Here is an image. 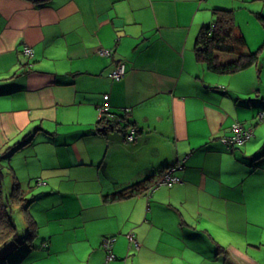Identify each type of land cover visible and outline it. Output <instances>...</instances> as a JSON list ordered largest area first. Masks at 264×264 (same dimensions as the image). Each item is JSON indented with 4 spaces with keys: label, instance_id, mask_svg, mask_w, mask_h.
I'll return each mask as SVG.
<instances>
[{
    "label": "crops",
    "instance_id": "1",
    "mask_svg": "<svg viewBox=\"0 0 264 264\" xmlns=\"http://www.w3.org/2000/svg\"><path fill=\"white\" fill-rule=\"evenodd\" d=\"M249 1L0 0L2 168L15 158L23 169L32 157L39 168L27 177L38 172L37 184L72 189L61 195L77 202L63 204L62 213L99 227L94 235L77 234L90 264H208L199 240L204 236L228 253L225 264H235L231 253L244 256L238 237L249 236L242 227L253 193L244 166L254 167L260 150H249L257 147L262 126L246 113V92L232 86L233 75L208 69L195 42L214 19L212 8L228 7L236 11L246 48L259 47L264 28L256 12L264 13V2L247 10ZM26 45L33 54L25 53ZM102 48L113 53L104 55ZM121 59L127 71L113 80L109 71ZM106 103L112 111L130 109L139 129L135 140L118 129L101 131ZM236 121L254 134L230 147L222 137L233 133ZM17 154H24L22 167ZM179 163L180 182L112 197L132 184L155 183ZM79 184L90 188H71ZM112 235L117 258L109 259L102 241ZM69 239L45 235L41 255L48 258L57 241L72 249L75 240ZM8 251L0 252L7 261Z\"/></svg>",
    "mask_w": 264,
    "mask_h": 264
},
{
    "label": "rangeland",
    "instance_id": "2",
    "mask_svg": "<svg viewBox=\"0 0 264 264\" xmlns=\"http://www.w3.org/2000/svg\"><path fill=\"white\" fill-rule=\"evenodd\" d=\"M258 1H262V3L264 2V0H250L247 2L246 9L248 10L249 7L257 5ZM253 10L254 9H249V12L254 17L252 13ZM251 21L255 22L254 19ZM249 26H251V24ZM263 44L264 38L259 47ZM259 47L257 46L256 48L258 49ZM260 57L261 61L259 66L252 65L236 73L229 74L233 75L231 76L232 86L246 92V95L242 98H246L247 100H243L242 102L245 103L246 101L247 107H245V111L250 115V120L253 121L256 127L262 126L260 132H258L261 139L258 141L257 147L249 150V152L260 150L257 154L258 158L255 159L254 167L244 166V170L248 173L247 178L251 183L250 185L253 189V193L251 197L252 200L248 202L246 209L247 223L245 221L242 229L243 232L246 231V234L249 229L250 233L249 236L245 235L238 237V240H240L238 244L242 248V255L244 256L231 253L230 256L232 259H230V262H234L235 264H256L257 262L259 264H264V119L259 120V114L253 118L251 113L253 109L257 113L264 111V48ZM222 75L230 77L228 74ZM23 156L24 154H17L16 156L17 159L19 158L18 164L21 167ZM29 159L30 160L27 161V164L23 166V169H20L15 158H13L11 167L9 166L8 168L6 162L3 170L4 175L7 174V176L2 178L0 194L4 195L6 211H8L11 221L16 225L18 235L13 239L17 240V245L15 241H13L11 247L2 250V252H7L13 246H17L16 249L14 248L8 251V257L10 258L9 261L2 257L3 259L0 258V264H90V259L89 256L86 255V251H82V244L76 241L77 234L78 236L85 234L94 235L99 227L89 221H84V216L79 215L78 217H70L66 213H62L63 204L77 202L76 199H71V196L61 195L72 189L66 191L63 189L62 191H53L51 188L57 186V184H54V181L48 185L45 183L37 184V178L33 176L39 174L38 172L27 177V174L35 172L39 168L37 167V161H33L32 157ZM255 168H258V170H256L257 174L251 178L252 175H250L249 172L251 169ZM16 182H19V187H21V191H18L17 189L15 190L19 192H17L21 197L19 199L11 196L14 191V183ZM68 183L73 184L74 180L71 179ZM247 186L249 187V184ZM71 188L84 190L90 188V186L87 184H79L77 187L72 186ZM21 192L23 193L21 194ZM254 201L255 205L253 203ZM252 205L254 206L251 207ZM30 216H33L37 221L38 232L34 237L28 233L31 227ZM243 218L244 215L241 220ZM49 234H54L55 239L61 237L63 240H68L69 236H72L73 240H75L73 248L71 249L70 244L67 242L57 241V243L52 244V253L49 257L44 258L45 255H41V252L43 251L41 246L42 239L45 235ZM199 240L208 256L206 263L225 264V257H227L228 253L221 251L220 247H218L219 245L217 246L216 242L211 243L212 240H210V238L208 239L206 236L201 237ZM228 241H230V239H226V242ZM220 244L228 247L227 244ZM30 249L32 250L29 252L28 258L25 259V262L23 261L20 263V260L24 258H22L23 254L27 256ZM253 259L257 262L254 263Z\"/></svg>",
    "mask_w": 264,
    "mask_h": 264
},
{
    "label": "trees",
    "instance_id": "3",
    "mask_svg": "<svg viewBox=\"0 0 264 264\" xmlns=\"http://www.w3.org/2000/svg\"><path fill=\"white\" fill-rule=\"evenodd\" d=\"M30 1H32L36 5H41L47 2L48 0H30ZM212 12L214 15V19L211 22L201 27L196 38L195 49L198 60L206 64L207 68L210 70L219 73H229V74L238 72L252 65L259 66L261 61L260 55L263 51L264 44L256 50H249L246 48L247 42L245 36L241 32V29L237 24L235 9L228 7H213ZM256 17L259 19V21L261 22L264 28V13L256 12ZM234 53H236V55H233ZM221 58L227 60L223 61ZM109 107L107 108L106 112L102 113L99 119V121L102 124L106 123V125L101 126V131L107 132L109 130L118 129L124 134L125 138L129 140L128 136L131 133V130L134 129L135 131L134 136L136 138L139 129L134 124V122L129 118L127 112L130 109L124 108L122 111L119 112V111H112L110 110ZM261 113H263V116L260 118ZM261 113H259V120L264 119V111H262ZM236 122L245 124L242 121H236ZM135 138L133 140H135ZM133 140H129V141H133ZM246 141L244 143H246ZM227 145H229L230 147L236 146L235 144H228V143ZM238 145H242V144H238ZM3 157L4 154L1 152L0 187H2L1 181L2 178L4 177V171L1 165V159ZM154 181L155 179L154 180L152 179L151 181H149V183L144 182L146 185L145 188L141 183L129 185L128 187L115 193L112 197L124 198L144 191L149 193V191L155 185ZM16 189L18 191H21V187H19V182L14 183V191L11 194L12 197L19 199L21 197L18 194L19 192L15 191ZM22 193L23 192H21V194ZM4 200H5L4 195L0 194V252L3 250L4 246H6L7 244L10 245L12 240L15 239L18 235V229L15 223L12 222L11 219L9 218L10 216L8 214V211H6ZM30 220H31L30 222L31 227L28 233H30V235L32 236L36 234L37 226H36V221L32 219L31 216H30ZM107 237H114L116 240L115 235L107 236ZM107 237L103 238L102 244L104 243V239ZM112 250H113V245H112ZM106 251L108 254L109 250L106 249ZM3 253H0L1 259H3L2 258L3 256H1L3 255ZM115 258H117L116 254H115Z\"/></svg>",
    "mask_w": 264,
    "mask_h": 264
},
{
    "label": "built area",
    "instance_id": "4",
    "mask_svg": "<svg viewBox=\"0 0 264 264\" xmlns=\"http://www.w3.org/2000/svg\"><path fill=\"white\" fill-rule=\"evenodd\" d=\"M24 51L26 54H29V55L33 54V48L29 45L25 46ZM100 53L105 54V55H111L113 53V49L102 48L100 50ZM126 71H127L126 60L121 59L117 62L115 67L109 71V76L113 80H120L123 77V75L126 73ZM108 96L109 95H105V98H108ZM108 107L109 106L107 103L101 107V115H102V113L106 112ZM262 116H263V113L260 114V118ZM134 133H135V131H134V129H132L131 133L128 136L129 140H133L135 138ZM253 134H254L253 128L245 127V125L240 123V122H234L233 123V133L230 135L224 136L223 140H224V142H226L228 144H235V145L243 144ZM0 157H1V151H0ZM181 166H183V164L179 163V164H174V165L166 168L161 173V175L158 177L157 181L155 182V185L156 186L161 185V184L173 185L177 182H180L181 177L178 174H176V171L179 168H181ZM130 238L134 239V235L130 234ZM114 240H115L114 237H107L104 239L103 245L106 249L109 250L108 254H107V258H109V259L115 258V253L112 250V245H113ZM134 241L136 242L137 245H139L138 242L136 241V239H134Z\"/></svg>",
    "mask_w": 264,
    "mask_h": 264
}]
</instances>
